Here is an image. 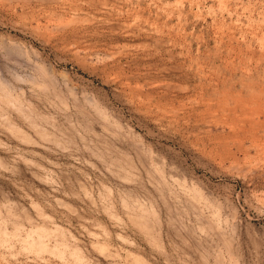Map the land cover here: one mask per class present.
Segmentation results:
<instances>
[{"label":"rangeland","instance_id":"obj_1","mask_svg":"<svg viewBox=\"0 0 264 264\" xmlns=\"http://www.w3.org/2000/svg\"><path fill=\"white\" fill-rule=\"evenodd\" d=\"M0 264H264V0H0Z\"/></svg>","mask_w":264,"mask_h":264}]
</instances>
